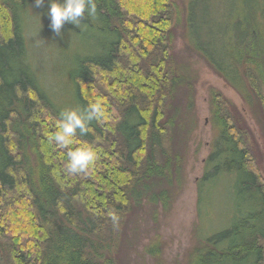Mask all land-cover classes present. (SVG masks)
<instances>
[{
	"label": "trees",
	"instance_id": "trees-1",
	"mask_svg": "<svg viewBox=\"0 0 264 264\" xmlns=\"http://www.w3.org/2000/svg\"><path fill=\"white\" fill-rule=\"evenodd\" d=\"M95 3V18L85 13L78 27L61 29L88 33L97 48L74 60L66 81L74 101H62L53 87H42L29 58L34 0H0V264H136L125 248H133L137 211L148 204L155 218V207L166 208L181 182L184 125L176 106L169 110L188 88L171 65L178 12L171 0ZM235 6L221 38L192 49L239 92L264 131V0ZM42 15L49 20L45 7ZM93 104L101 115L88 123L92 131L77 129L76 143L59 147L60 114ZM211 107L217 134L197 182L194 237H201L180 264H264V178L232 106L215 100ZM81 143L92 145L97 158L71 173L68 152ZM221 180L233 185L237 204L225 227L204 234L202 204ZM143 251L151 264H163L157 238Z\"/></svg>",
	"mask_w": 264,
	"mask_h": 264
},
{
	"label": "rangeland",
	"instance_id": "rangeland-1",
	"mask_svg": "<svg viewBox=\"0 0 264 264\" xmlns=\"http://www.w3.org/2000/svg\"><path fill=\"white\" fill-rule=\"evenodd\" d=\"M171 1L179 15L172 32L171 65L175 71L184 75L188 84V88L185 85L182 87L177 103L172 102L169 106V110L176 106L178 122L184 125L180 132L183 170L181 182L173 186V196L166 208L155 207V218L152 219L154 209L148 204L144 206L145 211H137L136 217L139 220L134 223L131 235L133 248H125L130 250L129 254L131 253L136 264L152 263L143 251L152 237L157 238L161 244L163 264L182 263L194 241L201 237L199 233L194 237L195 230L200 225L196 209L197 182L204 173V164L217 134L212 122V101L213 105L215 100H223L232 106L238 122L244 131H247L248 146L253 152L258 173L264 178V131L260 117L257 118L239 92L229 86L209 63L192 49L193 44L205 48L208 43L212 44L223 36L221 26L231 22L232 13L237 8L236 0ZM43 7L47 9L46 1ZM43 7L32 6L30 9L26 25L29 58L40 75L39 80L43 88L53 87V93L58 92L62 101H74L73 91L66 82L70 79L73 62L78 56L95 53L97 48L88 33L79 37L61 30L62 35L56 36L49 27V20L42 15ZM188 9L190 12L187 15ZM186 16L190 18L188 27ZM65 41L66 44L58 49ZM49 94L53 101H56V97L50 92ZM189 98L191 101H188ZM256 104L262 115L258 101ZM210 187H207V194ZM236 204L233 185L219 181L217 189L210 193L202 204L205 214L201 228L203 233H216L225 227L229 213L235 209Z\"/></svg>",
	"mask_w": 264,
	"mask_h": 264
},
{
	"label": "clouds",
	"instance_id": "clouds-1",
	"mask_svg": "<svg viewBox=\"0 0 264 264\" xmlns=\"http://www.w3.org/2000/svg\"><path fill=\"white\" fill-rule=\"evenodd\" d=\"M45 4V0H34V7L40 8ZM47 15L50 20V29L56 36H61V29L65 24L78 27L87 13L89 18L96 16L95 0H47ZM40 39V38H39ZM101 115L98 104H93L86 109H70L60 114L58 121L59 130L54 136V140L61 148L76 143L74 136L77 129L81 135L90 133L92 129L87 127L88 123ZM69 162L67 168L71 173L83 172L92 165L97 152L92 145L81 143L79 147L68 152ZM113 222L118 221V217L110 214Z\"/></svg>",
	"mask_w": 264,
	"mask_h": 264
}]
</instances>
